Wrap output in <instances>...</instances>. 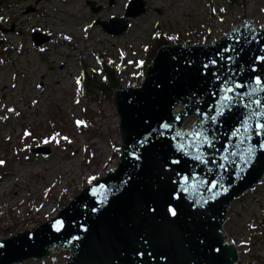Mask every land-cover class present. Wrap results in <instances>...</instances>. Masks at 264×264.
<instances>
[{"label":"water","instance_id":"95a60500","mask_svg":"<svg viewBox=\"0 0 264 264\" xmlns=\"http://www.w3.org/2000/svg\"><path fill=\"white\" fill-rule=\"evenodd\" d=\"M145 11L144 0H129L124 17L98 23L121 34L128 17ZM0 30L12 28L0 24ZM31 39L40 46L50 35L32 31ZM260 57L264 28L244 14L210 43L160 46L140 85L112 92L120 137L116 167L82 188L56 216L0 238V264L63 251H69L64 264H235L237 249L223 224L231 203L264 176V129L256 127L264 115H252L264 107H245L257 99L264 106V90L252 92L257 77L264 85ZM235 84L243 87L226 91ZM224 95L234 102L218 114ZM196 131L208 139L189 135ZM32 151L48 153L42 146Z\"/></svg>","mask_w":264,"mask_h":264},{"label":"rangeland","instance_id":"374dc122","mask_svg":"<svg viewBox=\"0 0 264 264\" xmlns=\"http://www.w3.org/2000/svg\"><path fill=\"white\" fill-rule=\"evenodd\" d=\"M90 1L97 11L86 0H0V24L12 28L0 30V238L56 216L116 167L112 95L84 93L79 78L102 79L108 67L119 86H138L159 40L207 44L242 14L264 28V0H144L146 11L110 34L98 21L124 17L128 0ZM32 31L50 42L34 45ZM36 146L48 153H35ZM223 231L236 246L235 264H264V176L231 203ZM67 256L14 264H64Z\"/></svg>","mask_w":264,"mask_h":264},{"label":"snow or ice","instance_id":"6c2138e0","mask_svg":"<svg viewBox=\"0 0 264 264\" xmlns=\"http://www.w3.org/2000/svg\"><path fill=\"white\" fill-rule=\"evenodd\" d=\"M2 19L3 18L0 17V20H2ZM259 59L264 60V57H260ZM213 63H215V61H213ZM255 83H256L257 87L252 89V92L253 93L256 92V91H258V90H264V85H262L261 79L259 77L256 78ZM240 87H243V85L235 84L232 87H228L226 89V91L231 92V91L234 90V88H240ZM245 95H249L250 96L251 93H246ZM236 96H237V99H239L240 102H243V96L242 95L236 94ZM233 102H234L233 101V98H231V97H229L227 95L222 96L221 97V108L218 110V114H223L224 107H231V104ZM252 103H255L258 107H264V106L261 105V101L259 99L255 100V101H250L247 105H245V107L250 108ZM252 115H264V112H261V113H253ZM211 119L214 121L216 119V117H212ZM81 123H83V122L77 121V124L78 125H80ZM243 123H244V126H245V130L246 131H250L249 120L246 119ZM164 127H168V126L167 125H164ZM256 127H257V129H264V124H261V123L258 122ZM237 131H239V130L237 129ZM26 135H28V133H26ZM177 135H181V134L180 133H177ZM189 135H195L197 137H199L201 135H204V139L205 140L208 139L207 136H206V134H204V133H202L200 131H196L195 133H190ZM47 142L48 141L46 140L45 143H47ZM261 147L264 148V144H262ZM232 155H236V153H232ZM196 158L199 159L200 157L197 156ZM251 158H252V148L250 147L249 148V159L247 161H245V163H249L251 161ZM2 163H3V161H0V164H2ZM221 167H223V165H221ZM185 181H187V178H185ZM216 187H217V184L214 182L211 185V188L209 189V191H211L212 188H216ZM170 212H171L172 215H176V212H175L174 209H170Z\"/></svg>","mask_w":264,"mask_h":264},{"label":"trees","instance_id":"16d2710c","mask_svg":"<svg viewBox=\"0 0 264 264\" xmlns=\"http://www.w3.org/2000/svg\"><path fill=\"white\" fill-rule=\"evenodd\" d=\"M164 44H167V42L160 40L155 42L150 52L151 59L154 56L156 50ZM103 73H104V77L102 79H96L95 77L89 78L87 75L83 79L79 78V82L82 88L81 91H83L86 94H92L95 90H100L106 92L107 94L112 95L113 90L117 86H119V83L117 82L115 75L113 74V71L108 67L103 69ZM119 152H120L119 148H116L115 153L119 155Z\"/></svg>","mask_w":264,"mask_h":264},{"label":"bare ground","instance_id":"6f19581e","mask_svg":"<svg viewBox=\"0 0 264 264\" xmlns=\"http://www.w3.org/2000/svg\"><path fill=\"white\" fill-rule=\"evenodd\" d=\"M75 5H76V3H73V7H74ZM72 165H73V164H72ZM13 178H14V176H11V177H10V180H13ZM5 180H7V179H5ZM5 180H4V181H5ZM0 188H1V187H0ZM0 190H2V188H1Z\"/></svg>","mask_w":264,"mask_h":264}]
</instances>
